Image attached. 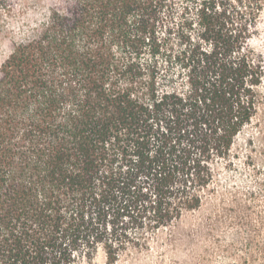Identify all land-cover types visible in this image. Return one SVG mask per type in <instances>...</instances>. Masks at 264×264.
I'll use <instances>...</instances> for the list:
<instances>
[{
	"label": "trees",
	"instance_id": "1",
	"mask_svg": "<svg viewBox=\"0 0 264 264\" xmlns=\"http://www.w3.org/2000/svg\"><path fill=\"white\" fill-rule=\"evenodd\" d=\"M263 7L25 0L0 60V264H111L198 209L264 107Z\"/></svg>",
	"mask_w": 264,
	"mask_h": 264
},
{
	"label": "rangeland",
	"instance_id": "2",
	"mask_svg": "<svg viewBox=\"0 0 264 264\" xmlns=\"http://www.w3.org/2000/svg\"><path fill=\"white\" fill-rule=\"evenodd\" d=\"M24 1L11 0V14L0 7V60L11 38L23 33ZM250 47L264 66V7ZM233 152L231 163L215 165V179L198 209L155 233L149 247L130 249L111 264H264V107L239 134ZM81 264L109 263L99 248L91 262Z\"/></svg>",
	"mask_w": 264,
	"mask_h": 264
}]
</instances>
